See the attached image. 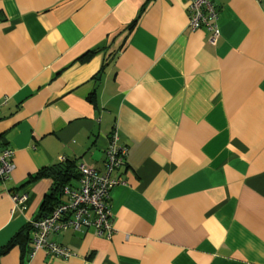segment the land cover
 Listing matches in <instances>:
<instances>
[{"label":"crops","instance_id":"crops-1","mask_svg":"<svg viewBox=\"0 0 264 264\" xmlns=\"http://www.w3.org/2000/svg\"><path fill=\"white\" fill-rule=\"evenodd\" d=\"M216 6L213 42L187 0H0V250L25 229L31 250L55 183L29 176L63 156L103 171L117 130L111 238L65 228L50 238L73 256L24 264H264V0Z\"/></svg>","mask_w":264,"mask_h":264},{"label":"built area","instance_id":"built-area-1","mask_svg":"<svg viewBox=\"0 0 264 264\" xmlns=\"http://www.w3.org/2000/svg\"><path fill=\"white\" fill-rule=\"evenodd\" d=\"M190 13L189 28L197 30L207 27L211 40L219 37V11L216 0H187ZM128 147L119 145V134L115 130L110 136L106 150L105 168L99 171L86 163L79 164L78 183H67L62 189V200L46 216L32 222L30 256L45 250L63 258L74 255L72 250L51 240V234L65 228L76 232L92 229L101 237L111 238L116 230L110 200L114 187L124 184L121 169L127 164ZM15 149L0 144V180H7L15 168ZM62 161L66 160L63 156ZM16 207H26L29 194L25 191L12 193Z\"/></svg>","mask_w":264,"mask_h":264},{"label":"trees","instance_id":"trees-1","mask_svg":"<svg viewBox=\"0 0 264 264\" xmlns=\"http://www.w3.org/2000/svg\"><path fill=\"white\" fill-rule=\"evenodd\" d=\"M89 56L90 54H88L87 57ZM41 176L53 177L55 187L53 192L45 196L41 208V215L38 218L48 215L58 204V202L62 200L60 199V196L62 195V189L65 184L71 183L72 180L79 178V164L76 160L66 159L65 161H61L56 165L39 170L35 174L29 176L28 180ZM25 232L26 229L25 231L20 230L18 233H16V235L1 248L0 255L7 253L13 246L18 244L21 247V263L24 264L25 261L29 259L30 255V250L27 247V235Z\"/></svg>","mask_w":264,"mask_h":264},{"label":"rangeland","instance_id":"rangeland-1","mask_svg":"<svg viewBox=\"0 0 264 264\" xmlns=\"http://www.w3.org/2000/svg\"><path fill=\"white\" fill-rule=\"evenodd\" d=\"M75 181V180H74Z\"/></svg>","mask_w":264,"mask_h":264}]
</instances>
